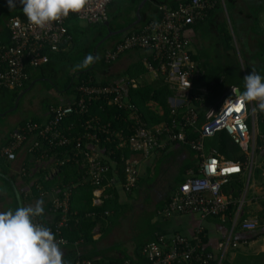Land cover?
I'll return each instance as SVG.
<instances>
[{"label":"trees","instance_id":"obj_1","mask_svg":"<svg viewBox=\"0 0 264 264\" xmlns=\"http://www.w3.org/2000/svg\"><path fill=\"white\" fill-rule=\"evenodd\" d=\"M188 1L190 0H111L107 6L108 19L101 23H87L86 25H83L80 21L81 19L76 15H70L66 19L70 38L61 43L58 50L45 49L44 51L49 56L46 62H42L37 66L27 62L25 68L27 77L17 86L11 88L0 84V92L6 95L10 93L13 100V104L9 108L2 110L0 115H8L14 112L16 108L18 109L20 101L18 102L17 98L19 97L20 100V93L28 89V87H32L38 80L52 82L50 84L59 92L61 98L66 97L64 92L67 90L71 91L72 96L68 100L66 99L65 102L61 101L59 97H49V99L43 102L42 108H40L41 111L38 114L25 118L20 125H24L26 123L25 121L29 119L36 120L42 124L46 119L54 116L55 109L58 106L76 103L81 94L79 86L83 83L91 85L116 83L117 80L111 78L109 74L110 65H112L114 60H106V45L110 43L115 44L125 33L138 29L151 19L160 17L164 5L177 7L181 2ZM214 1L215 3L212 6L206 8V13L202 18H197L189 24V27L192 29L194 26L195 31H199L200 29L202 41L204 42L203 45L202 43L198 44L197 41L196 46H198L196 51H191L192 57L197 59L203 67L200 74L195 78V83L198 86L207 87L209 91V94L204 95L201 90H193L195 92L197 91L196 98L192 100L194 102L193 105L197 106L199 110V126L205 121L204 109L201 108L204 100L208 101L210 103L209 105L214 104L219 106L224 97L233 93V85L243 91V79L252 70L264 75V58L260 59L261 55L264 57V28L261 24L263 19L262 14H264V0L249 2H245V0ZM15 3V8L9 7V0H5L0 4V23L3 25L1 29L2 35L0 36L1 43H8L11 40L8 27L10 18L14 15H20L22 18H26L19 0H15ZM141 4L142 6L139 11L141 16L140 22L123 30L137 19V11ZM229 7L231 10H229ZM244 7H248L250 12L246 13L252 21L250 27L254 31L259 28L258 33H260V36H263L260 40L262 45L261 55H255V58L252 57L254 54L251 56L252 61H255L256 64H252V61L245 56L243 46L240 47L239 45L237 47V40L234 39L229 26V20L224 14V12H227L232 23L231 18H233L232 14L235 13V8H238V11L244 12ZM108 33L112 34L97 45ZM107 40L109 41L106 43ZM134 49L138 50L139 48ZM237 52H240L242 61L238 57ZM89 53L94 56L99 55V61L87 68L74 71V66L82 63ZM259 61H261V64H258ZM128 80L129 77L124 80L122 85L123 96L121 102L114 101L112 99V93H101L97 98L95 96L91 98L86 110L74 111L64 116L57 127L61 128V131L69 137V143L50 146L48 142H41L33 152H28V158L24 161L20 169L19 174L29 184L30 189L27 191V197L33 195L38 196L44 201L46 200V208L49 207L55 213L52 221H48L43 215L36 218L46 227H56L57 222L62 216L60 210L57 211L52 207V197L54 194H50V190H53L55 187L56 192L54 193L60 197H63L64 191H69L67 221L65 225L61 226L62 235L69 240L66 243L67 245H65L68 248L65 256L66 263L74 264L75 259L81 256L91 258L95 264H104L103 260L97 258L101 255V251L95 249L97 241L93 235L94 228L98 222L102 224V228L103 223L106 224L105 226H111L110 221L105 219L109 215L108 212L111 206L107 203L108 199H105V201L99 204L94 203V190L103 185L109 172L114 169H116L122 180L125 192L129 194L138 185L141 175L140 170L138 171L135 185L128 188L126 186L127 161H133L135 159L140 161L152 151V148L146 154L143 149H134L131 147L130 137L134 133L135 126L141 123L145 126L154 127L161 122L169 123L173 117L183 119L184 113L186 112V105L178 106L177 110L174 113L172 112L169 97L174 93L175 89L171 87V83L165 78L160 77L154 81L141 77L140 80L136 81L137 84L135 85ZM15 100L17 101V107H15ZM262 114L263 112L259 110V120L264 122V118H260ZM89 123H91L92 127H89ZM179 124L180 122L177 121V125ZM102 126L105 130L101 129ZM11 133L12 131L0 142V147L11 143ZM90 133H97L99 135L98 141L89 139ZM78 136H81L84 141L82 146L84 150L95 152L98 155L97 158L107 165L106 170L102 172V181L99 184L93 182L89 177L85 152L75 148ZM187 137L197 138L198 132L190 130L188 131ZM205 141L206 148L211 149L212 147H216L219 153L223 154L225 158L240 160L242 162L246 159L247 152L243 151L241 146L234 142L231 135L224 129L219 130L215 135ZM39 154L46 159L54 156L56 162L54 161L45 167L41 166L38 170L32 172L31 168L34 165L32 161ZM60 160H63V162L57 163ZM112 162L116 163L115 168ZM136 165L138 167L137 163ZM53 166L57 167V170L51 173ZM255 171L262 173V170L259 168H256ZM194 174L199 175L197 169H195ZM230 188L236 189L234 194L238 195L240 191L239 186L229 183L226 189L229 190ZM107 192L110 194L112 188L107 187ZM168 201L169 198L161 206L160 209L162 212L167 206ZM16 207L17 201L10 209L14 210ZM232 207L231 204L230 210L233 209ZM175 213L180 212H174L173 214ZM173 214L166 216L170 217ZM237 226H240L239 223ZM159 235V233H156L154 238L149 241L157 239ZM148 242H142L138 247L135 251L136 258L124 250L122 256L111 257L112 264H122L126 259H130L132 264H147L143 246ZM80 243H91L93 247L86 251H81L79 248ZM219 260L220 257L215 255L209 260V264H218ZM172 264L203 263L199 260L185 261L182 259L180 261L176 260ZM220 264L231 263L223 256Z\"/></svg>","mask_w":264,"mask_h":264},{"label":"built area","instance_id":"obj_2","mask_svg":"<svg viewBox=\"0 0 264 264\" xmlns=\"http://www.w3.org/2000/svg\"><path fill=\"white\" fill-rule=\"evenodd\" d=\"M111 0H88L84 8L79 12H70L67 17H62L59 21L52 22L45 29H40L32 25L27 17L24 19L20 15H14L8 21L11 40L8 43L0 42V84L14 87L21 84L27 77L25 68L27 62L37 66L49 59L45 49L58 50L61 43L70 38L66 19L70 15H76L79 19L87 23H101L108 19V3ZM214 0H190L181 2L177 7L164 5L162 15L145 22L136 30L125 33L123 37L115 43L113 48L105 52L107 61L116 59L119 54L126 50L141 48L146 51L144 57L146 69L153 73L155 77H163L170 82L176 89V100L171 103L172 112L178 106L186 105V112L183 119L173 117L168 123L157 124L154 127L145 126L139 123L135 126L134 133L131 135V147L143 149L148 154L149 149L164 146L162 136L167 139L180 140L187 143L192 149L200 154L199 175L194 174V168L188 173L187 178L182 181L177 189L170 195L169 201L163 213L171 215L174 212L199 211L203 215L222 214L228 210L232 203H235L231 229L225 241V248L232 242L236 245L237 241L232 239L235 227L240 225L242 229H257L264 227V217H244L242 218L246 194L237 196L227 192L224 188L225 183L232 175L243 171L248 172V180L254 171L255 155L257 145L258 130V111L253 102L237 101V95L232 93L226 96L219 106H210L205 112V121L199 126V110L193 105V98H196L194 80L200 70L191 54V38L186 31L189 24L197 18H202L206 13V8L212 6ZM134 85L135 79L129 78ZM122 83L112 84H87L79 86L81 94L76 103H68L58 106L53 117L46 119L42 124L36 120H26L24 125H19L11 133L12 141L9 145L1 147L3 154L9 158L16 157V150L28 143V151L33 150L41 143L48 142L50 146L68 144L70 139L61 128L57 127L61 119L74 112L86 110L92 97H98L101 93H112V99L116 102L122 101ZM193 91V93H191ZM237 106H241L236 111ZM260 118H264V111ZM177 121L180 122L177 125ZM89 127L91 123H89ZM101 129H104L103 126ZM226 130L234 142L246 151L244 162L225 158L219 153L216 147L206 150V138L212 137L219 130ZM105 130V129H104ZM198 132L197 138H188V131ZM160 136V138H159ZM89 139L98 141L97 133H90ZM81 136L77 137L76 147L85 152L89 177L96 184L100 183L102 172L107 168L95 152L84 150ZM89 145V143H88ZM32 161V160H31ZM52 161L56 162L55 157L44 158L41 154L32 162V172L41 166H47ZM63 160L57 161V163ZM127 180L126 186H134L138 176V161H127ZM264 174V162L262 164ZM99 188V187H98ZM96 188L95 190H98ZM69 191L63 192V197L53 196L52 207L62 212L56 227L48 226L55 234L60 245L68 243V239L62 235L61 226L66 224L67 213L69 211ZM264 197V194H263ZM36 223L43 224L36 219ZM44 225V224H43ZM45 226V225H44ZM202 226L196 230V241L193 242L189 237L177 233L170 240L165 235L160 234L158 240L149 241L143 246V252L147 258V264H172L174 261L199 260L203 264H209L213 257L212 252H202L199 244L201 241L200 233ZM220 257L218 264H220ZM74 264H95L91 258L78 256ZM122 264H132L130 259H126Z\"/></svg>","mask_w":264,"mask_h":264},{"label":"crops","instance_id":"obj_3","mask_svg":"<svg viewBox=\"0 0 264 264\" xmlns=\"http://www.w3.org/2000/svg\"><path fill=\"white\" fill-rule=\"evenodd\" d=\"M249 1L256 0H245V2ZM238 10V8H235V13L232 14L234 18H231L232 23L227 12H224V14L229 20V26L234 39L237 40V47H239V45L240 47L243 46V53L247 58H249V60L252 61L251 56L253 54L254 55L252 57L254 58L255 55H261L262 45L260 40L263 36H260V33H258L259 28L254 31V29L250 27L252 21L249 18V15H246V13H250L248 7H244V12ZM262 17H264V14H262ZM261 24L263 27V21ZM2 26L3 25L0 23V36L2 35ZM186 33L190 36L191 44L193 43L196 49L198 46H196L197 41L198 44L202 43L204 45L200 29L199 31H195L194 26L193 29L189 27ZM101 42L102 39L97 45ZM114 45L115 44L112 43L106 45V51L113 48ZM190 49L193 52L196 51H194L191 47ZM146 55V51L141 48L138 50L130 49L122 52L116 60L114 59L112 65H110V77L122 84L127 77H133L136 84V81L140 80L141 77L145 78V76H149L150 79L148 80L154 81L157 78H160L155 77L153 73L148 70L147 73H144L141 67L137 65L139 61H144V57ZM263 58V55H261L260 59ZM193 60L196 61L198 69L201 71L203 68L201 63L195 58H193ZM240 60L242 61V56H240ZM252 64H256L255 61H252ZM258 64H261V61H259ZM114 65L115 68H113ZM126 68H128V72H133L131 76L123 74V70ZM130 68H132V70H130ZM170 85L173 89H175L174 93L169 97V102L171 103L176 100L175 95L177 89L173 86L174 84ZM194 86L195 90H201L204 95L209 94L207 87L196 85L195 80ZM236 87L237 86L234 85L232 86L233 89ZM0 94L2 93L0 92ZM44 95H46L45 99L48 97L61 98L59 92L54 87L53 89H45ZM66 99L68 100L67 96L62 97L61 101L65 102ZM209 104L210 103L205 100L202 102L201 108L204 109V113L210 106L214 105ZM257 106L258 102L255 107ZM2 110L0 109V111ZM24 120L25 118H14L11 125L0 126V142ZM162 123L163 122L158 124ZM263 130L264 122L260 121L257 130V135L259 137H257L258 147L256 149L254 171L249 180L248 172L243 171L232 175L224 185L225 190L229 193L231 191L235 193L236 191L234 188H230L229 190L226 189V186L229 185V183L239 186L240 191L238 192V197L241 196V194H246L244 212L242 214L243 218L255 216L261 218L264 217V174L255 171L256 168L262 170V164L264 162ZM206 139L208 140L209 138ZM163 142H165L164 146L153 148L146 157L138 161V171L140 170L141 174L140 180L138 185L129 194L124 191L122 180L116 169L109 172L103 185H101L98 190H94V203L99 204L105 201V199H108L107 203L111 206L108 212L109 215L105 218L110 221L111 226H105L106 224L103 223L102 228V224L98 222L94 228L93 237L97 241L95 245L96 248H94L101 251V255L97 258L103 260L104 264H112L111 257L122 256V252L124 250L136 258L135 251L138 247L142 244V242H148L153 239L156 233L165 235L167 240L171 239V237L175 234L181 233L195 242L197 240L196 230L199 226H202L203 229L200 233L201 241L198 247L202 252H212L219 257L224 256L231 264H264V255H262V252H264V244L259 243L260 240L264 238V227H259L257 229H242L240 226L235 227L232 239L237 241V243L234 245L230 242V244L225 248V241L231 229L233 214L236 206L235 203H232V210H230L229 207L227 211L220 215H203L199 211L188 210L185 212L175 213L170 217L166 216L165 222L157 221V224L153 229H151L149 223L144 224V222H142L141 224H138L141 219V214L147 211V213L144 214L146 216L152 210H160L161 206L166 203L169 196L177 189L179 184L187 178L191 169L194 168V171L197 169L199 172V168L197 167H199L201 158L200 155H198V151L192 149L189 145L180 140H173L171 138L169 140L166 135L163 136ZM27 146L28 143L21 146L17 150L16 157L14 159L8 158L5 154H3L1 151L2 146L0 147V212L10 209L16 201L18 207L34 205L37 200L41 199L38 196L33 195L27 197V191L30 189L29 184H27L28 181L23 179V177L19 174L24 161L28 158L29 151ZM206 150H209V148L207 147ZM112 164L115 168L116 163L112 162ZM56 170L57 167L53 166L51 173H54ZM158 170L159 174H157ZM107 187L112 188V192L110 194L107 192ZM54 192H56L55 187L53 190L51 189L49 193L54 194L53 196H55L56 193ZM21 195L23 196L22 198ZM43 202V216L48 221H52L55 217V213L50 210L49 207L46 208V200H43ZM74 211L76 212V210ZM113 215L115 216L113 217ZM144 225H148V227L144 228ZM141 231L142 236H137L138 234H141ZM119 241L123 244L122 247H118ZM257 242L259 243L257 248L259 251L248 250L250 244L255 246ZM65 245L67 244L60 245L64 260L66 259L65 256L68 249ZM92 247L93 244L91 243H80L79 245L81 251H86ZM259 253L260 255H258ZM215 255H213V257ZM253 257H255V259L252 261Z\"/></svg>","mask_w":264,"mask_h":264},{"label":"clouds","instance_id":"obj_4","mask_svg":"<svg viewBox=\"0 0 264 264\" xmlns=\"http://www.w3.org/2000/svg\"><path fill=\"white\" fill-rule=\"evenodd\" d=\"M87 2L88 0H19L27 20L40 29L67 17L70 12L81 11ZM15 6V0H9V7ZM99 59V55L89 53L73 70L87 68ZM243 80V91L235 93L233 89L237 101L258 102L259 109L264 111V75L252 70ZM43 205L44 202L40 199L34 205L18 206L14 210L0 212V264H66L55 234L50 228L35 222L36 218L44 214Z\"/></svg>","mask_w":264,"mask_h":264},{"label":"rangeland","instance_id":"obj_5","mask_svg":"<svg viewBox=\"0 0 264 264\" xmlns=\"http://www.w3.org/2000/svg\"><path fill=\"white\" fill-rule=\"evenodd\" d=\"M4 1L5 0H0V4H2ZM229 10H231L230 7H229ZM80 21L83 25L87 24V22L84 20H80ZM262 21H263V27H264V17H263ZM108 41L109 40H107L106 43ZM191 48L194 51L196 50L193 43L191 44ZM237 54H238V57L240 58V56H241L240 52H237ZM137 65L141 67V69L143 70L144 73L145 72L147 73V69H145L146 65H145L144 61H139L137 63ZM113 68H115V65L113 66ZM127 69L128 68L123 70V74H125L126 76H131L133 74V72L132 71L128 72ZM130 70H132V68H130ZM145 78L150 79L149 76H145ZM50 83H52V82H48V81L44 82L42 80H38L32 87H28V89L24 90L20 94V100H19V97L17 100L18 102L20 101L18 109L16 108V110L14 112H12L11 114L1 115L0 116V126L11 125L13 123L14 118H29V117H33L34 115L38 114L39 109L42 108L43 102L46 101V99H49V97L45 99V96H46V95H44L45 89H47V88L53 89V85ZM242 90H244V87L242 88ZM64 94L68 98H70L72 96L71 91H68V90L65 91ZM17 101H16L15 107H17ZM253 103L256 105L257 102L253 101ZM12 104H13V100H12L10 93L7 95L6 94H0V109L1 110L9 108ZM40 111H41V109H40ZM0 113H1V111H0ZM157 174H159V170H158ZM150 179H152V178H150ZM145 213H147V211ZM145 213L141 214V216H140L141 219L139 220L140 222H138V224H141L142 222H144V224L149 223L151 226V229L155 228L154 226L157 224V221L165 222V220H166V215L161 211V209L159 211H157L156 209L152 210L146 216L144 215ZM114 216L115 215H113V217ZM152 220H154V221H152ZM147 227H148V225H144V228H147ZM137 236H142V231H141V234H138ZM259 243L264 244V238L262 240H260ZM259 243L257 242V244H255V246L253 244H250V247L248 248V250L259 251L257 249ZM118 245H119L118 247L123 246L121 241H119ZM244 246H247V245H244ZM262 253H263L262 255H264V252H262ZM258 255H260V253ZM254 259H255V257L252 258V261Z\"/></svg>","mask_w":264,"mask_h":264},{"label":"water","instance_id":"obj_6","mask_svg":"<svg viewBox=\"0 0 264 264\" xmlns=\"http://www.w3.org/2000/svg\"><path fill=\"white\" fill-rule=\"evenodd\" d=\"M141 6H142V4L139 6V9H138V11H137V14H138V16H137V20L134 21L132 24L128 25L127 27H125L123 30H126L127 28L131 27L132 25H135L136 23H138V22L140 21L141 16H140L139 11H140ZM110 34H112V33H108V34L105 36V38H106L107 36H109ZM105 38H103L102 41H103ZM240 91H241V90H240L239 87H236V88H235V93H238V92H240Z\"/></svg>","mask_w":264,"mask_h":264},{"label":"snow or ice","instance_id":"obj_7","mask_svg":"<svg viewBox=\"0 0 264 264\" xmlns=\"http://www.w3.org/2000/svg\"><path fill=\"white\" fill-rule=\"evenodd\" d=\"M240 107H241V106H237L236 111H239V110H240Z\"/></svg>","mask_w":264,"mask_h":264}]
</instances>
